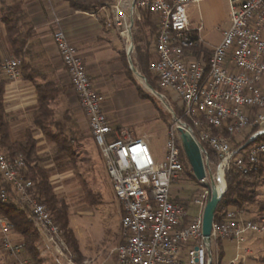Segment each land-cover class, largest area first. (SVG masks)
Wrapping results in <instances>:
<instances>
[{"label": "built area", "instance_id": "obj_1", "mask_svg": "<svg viewBox=\"0 0 264 264\" xmlns=\"http://www.w3.org/2000/svg\"><path fill=\"white\" fill-rule=\"evenodd\" d=\"M199 1L131 0L127 9L131 19L140 18L141 10L156 16V59L149 65L158 86L154 94L161 100L171 97L187 120H175V127L168 129L161 161L153 158L143 137L113 128L102 110L103 96L95 91L59 19H53L56 27L52 41L103 157L121 211V241L112 250L115 264H220L212 243L227 239L237 246L245 233L264 232V216L253 221L242 218L239 210L228 209L221 221H212L209 242L202 235V213L210 197L207 185H215L218 173L224 179L230 166L248 175L264 154V143L256 142L264 134V0H227L230 24L207 61L194 52L201 46L196 35L199 28L190 27L188 17L190 5ZM125 3L118 0L106 20L123 36L132 28ZM22 61L20 57L0 55V74L8 80L17 79ZM170 111L174 114L173 109ZM179 126L200 146L205 171L204 178L197 180L203 187L187 205L178 202L172 192L173 184L184 173ZM112 133L116 135L113 139L109 137ZM201 143L215 153V163L209 161ZM210 165L216 170L215 179L206 170ZM25 169L22 155L7 157L0 145V176L12 191L10 195L1 189L0 201L10 197L26 205L40 239L54 255L71 262L62 232L50 211L32 193V182L22 174ZM189 206L195 207L194 214L189 213ZM0 233L2 248L9 255L17 257L24 251L22 241L11 240V225L1 212ZM19 264L30 263L20 260ZM228 264H238L237 259Z\"/></svg>", "mask_w": 264, "mask_h": 264}, {"label": "crops", "instance_id": "obj_2", "mask_svg": "<svg viewBox=\"0 0 264 264\" xmlns=\"http://www.w3.org/2000/svg\"><path fill=\"white\" fill-rule=\"evenodd\" d=\"M106 1L108 2L106 5L95 10L84 11L72 8L64 0H0V35L2 37L0 55L8 56L3 39L6 34L5 20H9L18 27L21 34L27 30L31 32L25 46L24 66L21 68L20 76L17 79L8 80L0 74L5 83L4 110L10 121L9 137L11 141H21L25 132L30 130L36 140L37 154L40 157L45 153L44 151H47L42 145L49 143L45 141L41 131L32 121V113L37 109L36 85L53 83L60 87L62 91L55 97L53 105L62 106L64 108L62 113L68 111L72 116L71 123L78 126L87 125L69 76L52 41V32L56 27L54 17L59 19V24L65 31L68 41L76 47L95 91L103 96L102 110L114 129H126L131 136L145 139L147 128L142 123H147L153 117H159L157 109L152 104V100L157 97L154 94L158 89L157 81L149 71V65L156 59L154 42L157 34V18L151 14L150 18L143 20L136 17L131 19L127 14L131 0H122L126 2V18L132 24L130 34L123 36L119 29L106 23L107 18L112 15V6L118 0ZM188 17L190 27L199 28L196 32L201 43L199 48L210 53L230 24L228 2L227 0H200L190 5ZM137 87L147 98L139 96ZM141 127H145L143 132L137 134L135 129ZM81 136H83L82 139L86 137L92 139L90 133H81L79 137ZM109 137L113 139L116 135L112 133ZM39 138H41L40 141H38ZM41 166L49 171L53 162L49 160L43 162ZM55 178L57 177L50 174L54 191L59 189L55 185L58 182ZM173 188L174 190L176 188L174 184ZM178 198L182 199L180 196ZM68 207L70 227L78 240L82 260L65 264H92L97 261L96 257L100 259L98 264H115L112 250L116 244L120 243V218L115 242L106 243L99 249L95 248L99 255L93 258L87 256L82 250L69 204ZM117 209L121 217L118 203ZM10 238L13 242L22 241L21 236L15 233H12ZM85 247L89 246L85 245ZM37 249L43 259L49 247L43 239H39ZM235 258L238 259V257Z\"/></svg>", "mask_w": 264, "mask_h": 264}, {"label": "rangeland", "instance_id": "obj_3", "mask_svg": "<svg viewBox=\"0 0 264 264\" xmlns=\"http://www.w3.org/2000/svg\"><path fill=\"white\" fill-rule=\"evenodd\" d=\"M154 101L157 107H159L160 112L168 120L165 121L160 116L158 118L153 117L152 120H149L145 124L142 123V125L147 128L145 141L151 155L156 161H161L165 155V142L168 129L175 127V120H181L182 122L185 120L181 116L171 113L170 109L174 107V102L168 95L167 99L161 100L156 97ZM53 108L55 111L54 117L59 119L64 108L62 106L55 107L54 105ZM168 123L171 124L170 127ZM87 125L82 124L78 126L73 123L68 125L67 134L74 139L70 143L73 147L71 156L58 153L53 144H43L44 146L42 145V147H46L47 151H44L45 153L41 155L42 161L40 164L49 160L53 162V166L48 172L49 175L57 177L55 179L58 182L55 185L59 189L55 191H57L58 197L67 201L70 206L71 216L74 221L73 225L76 226L83 252L87 256L94 258L99 255V252L97 253L95 248L99 249L106 243L115 242L120 217L118 215L117 202L105 169V163L98 146L89 137L77 142L81 133H90ZM143 128L145 127L135 129L136 133H142ZM40 140L41 138L38 139V141ZM256 142H258V139ZM261 165L264 167V162ZM206 170L215 179L216 170L214 166L210 165V168L206 167ZM249 181L256 184V200L252 204H245L241 209V214L242 218L259 221L264 216V168L260 174L250 178ZM210 182L208 181V184ZM174 185L176 188L175 190L173 188V194L177 199H179V196L182 197L183 201H189L203 187L196 179L187 176L186 170H184L182 179L176 181ZM216 185H218V189L221 188L220 181ZM85 191H91V193L99 196L100 201L94 204L83 201L82 196L85 194ZM195 211L194 206H189L190 214H194ZM259 215L262 216L258 218ZM1 238L2 235L0 233V264H19L20 260H26L31 264L24 251L20 252L17 257L11 256L4 251L1 245ZM218 242L212 243V249L217 254ZM83 244L89 247H85ZM219 246L223 251L220 264H228L235 257H238V264H260L257 258L264 255V232L260 234L245 233L243 240L237 246L234 242L221 239ZM69 257L75 262L72 256ZM96 260L92 264H98L97 262L100 261L99 257H96ZM66 262L64 257H59L57 254L54 255L51 250H48L47 254L43 256V264H65Z\"/></svg>", "mask_w": 264, "mask_h": 264}, {"label": "trees", "instance_id": "obj_4", "mask_svg": "<svg viewBox=\"0 0 264 264\" xmlns=\"http://www.w3.org/2000/svg\"><path fill=\"white\" fill-rule=\"evenodd\" d=\"M72 8L91 11L100 6L108 4L106 0H97L92 2H81L79 0H64ZM151 13L147 10L140 11V19L150 18ZM6 34L3 37L4 45L7 55L10 57H20L23 60L25 52V46L31 35V32L27 30L24 34L19 33V28L12 24L9 20H5ZM0 39H2L0 35ZM196 56L203 58L207 61L209 53L204 52L201 48L194 49ZM24 63L22 61L21 68ZM158 87V86H157ZM4 80L0 77V145L7 157H14L17 154L23 156L26 169L23 171V176L28 178L32 182V193L37 200L42 203L49 211L53 220L57 223L59 229L62 232V237L71 251L72 258L75 262H81L82 256L79 251L78 240L70 227L69 222V207L65 200L58 197L55 193L52 183L50 181V175L48 171L41 166V157L37 154L36 140L34 139L32 132L27 130L24 138L21 141H11L9 137L10 121L4 110ZM158 90V89H156ZM37 109L32 113V121L34 125L41 131L45 141L49 144H53L58 153H64L67 156L72 154V146L70 145L73 138L67 134L68 125L72 122V116L68 111L62 113L59 119L54 117L55 111L53 108V102L55 97L62 91V89L53 83H45L35 86ZM137 92L140 97L147 98L144 92L137 87ZM154 108L157 109L159 116L165 121L167 117H164L157 107L154 100H152ZM173 112L176 116H181L180 109L173 105ZM183 118V117H182ZM186 120L185 118H183ZM187 121V120H186ZM170 127L171 124L168 123ZM91 135V134H90ZM83 136L77 139V142L82 140ZM257 143H264V135L258 137ZM202 147L207 151L208 159L211 163L217 161V156L210 150L204 143H201ZM180 159L183 162L184 170H186L187 176L192 177V170L184 155L183 149L180 145ZM264 154L260 157L259 163L254 170L248 175H244L236 167L230 166L224 174L225 190L222 197L217 204L214 212L213 221H221L228 209H236L241 211L245 204H252L256 200V187L255 182H250L249 179L255 177L263 171ZM5 189L8 194L11 195L12 191L9 185H7L0 176V190ZM82 200L89 204H94L100 201V197L91 193V191H85L82 196ZM178 202L187 205L188 201L182 199H176ZM0 212L7 218L11 225L13 233L18 234L22 238L24 244V253L31 261V264H43V259L39 255L37 249L38 241L40 239L39 232L30 218L28 207L22 203L14 201L12 198H8L6 201H0ZM259 215L258 218H260ZM218 245V259L221 261L223 251ZM260 264H264V255L257 258Z\"/></svg>", "mask_w": 264, "mask_h": 264}, {"label": "water", "instance_id": "obj_5", "mask_svg": "<svg viewBox=\"0 0 264 264\" xmlns=\"http://www.w3.org/2000/svg\"><path fill=\"white\" fill-rule=\"evenodd\" d=\"M177 132L181 147L183 149L187 162L192 170L194 178L196 180L204 178L205 171L203 159L200 152V146L195 142L192 136L182 127H177ZM207 187L210 189V197L207 200L202 213V235L205 240L209 242L214 212L225 188L224 190L219 192L217 191L213 182L210 185H207ZM208 255L210 256L209 248Z\"/></svg>", "mask_w": 264, "mask_h": 264}, {"label": "bare ground", "instance_id": "obj_6", "mask_svg": "<svg viewBox=\"0 0 264 264\" xmlns=\"http://www.w3.org/2000/svg\"><path fill=\"white\" fill-rule=\"evenodd\" d=\"M218 181H220V183H221V188H219V189H218V185H216L218 183ZM224 185H225L224 179H223L221 173H218L217 181L215 183L216 189L220 192V191H222L224 189Z\"/></svg>", "mask_w": 264, "mask_h": 264}]
</instances>
